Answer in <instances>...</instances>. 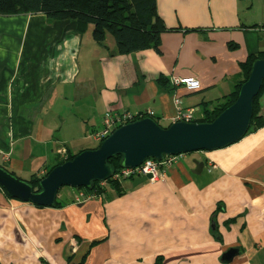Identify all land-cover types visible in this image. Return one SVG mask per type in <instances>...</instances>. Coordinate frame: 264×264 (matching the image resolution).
<instances>
[{"label": "crops", "instance_id": "crops-1", "mask_svg": "<svg viewBox=\"0 0 264 264\" xmlns=\"http://www.w3.org/2000/svg\"><path fill=\"white\" fill-rule=\"evenodd\" d=\"M160 51L118 53L108 35L50 21L0 16V165L29 181L96 148L104 118L126 112L175 122L180 99L195 120L232 93L241 64L264 50V0H156ZM194 77L197 91L171 78ZM262 114L264 116V104ZM70 154V151H67ZM195 160L205 162L195 174ZM215 166V167H214ZM59 206L10 198L0 187L1 264H264V126L214 151L186 154L157 182ZM83 263H80V262Z\"/></svg>", "mask_w": 264, "mask_h": 264}, {"label": "water", "instance_id": "water-1", "mask_svg": "<svg viewBox=\"0 0 264 264\" xmlns=\"http://www.w3.org/2000/svg\"><path fill=\"white\" fill-rule=\"evenodd\" d=\"M264 83V59L254 61L248 79L240 88L236 101L212 122H174L162 127L155 119L144 117L116 129L97 148L78 153L72 160L55 166L39 182L36 191L28 181L0 166V187L12 199L39 207H53L64 187H93L95 182L111 179L114 174L109 160L122 156L123 168H136L147 159L162 160L169 155L191 154L226 148L243 139L250 128L254 100ZM195 174H201L205 162L194 161ZM148 177L133 180L137 187ZM240 254L231 248L222 257L226 264Z\"/></svg>", "mask_w": 264, "mask_h": 264}, {"label": "trees", "instance_id": "trees-1", "mask_svg": "<svg viewBox=\"0 0 264 264\" xmlns=\"http://www.w3.org/2000/svg\"><path fill=\"white\" fill-rule=\"evenodd\" d=\"M40 13L45 14L50 21L72 23L81 33H86L88 28L92 27L93 39L100 44L105 42L108 35H111L116 41L120 55L146 49L160 51L161 34L166 31L165 25L157 14L156 0H0V16L2 17ZM260 27L264 28V24ZM257 59H264V50L257 55L250 56L246 62L241 64V73L235 78L234 91L225 96L220 105L212 111L208 110L203 118L194 122H212L231 106L236 101L240 88L248 79L252 65ZM263 96L264 83L254 100L253 116L247 134L264 126V118L260 115V102ZM76 155L70 153L66 161L72 160ZM64 162L61 160L57 165ZM109 164L112 165L114 173L119 172L123 169L122 156L110 159ZM45 176L34 175L28 182L38 191L39 182ZM110 187L115 188L119 195L125 192L124 184L113 180H108L105 188L100 186V182H95L92 188H81L80 190L88 194L100 195L106 194ZM59 205L57 200L54 207Z\"/></svg>", "mask_w": 264, "mask_h": 264}, {"label": "built area", "instance_id": "built-area-1", "mask_svg": "<svg viewBox=\"0 0 264 264\" xmlns=\"http://www.w3.org/2000/svg\"><path fill=\"white\" fill-rule=\"evenodd\" d=\"M264 29V28H263ZM171 83L173 86H183L188 91H197L201 88V83L198 79L194 77H176L173 76L171 78ZM175 104L177 106V116L175 118V122L184 121V122H194L195 121V110L193 108H183L181 105V101L178 98H175ZM143 116H137L132 113L126 112L123 114H115L110 113L104 118L103 128L93 132L91 137L97 143L103 142L106 138H108L116 129L119 127L135 122ZM59 156L62 159H67L68 152L65 149H61L58 151ZM186 154L179 155H169L164 157L162 160L155 159H147L136 168H123L119 172L113 174L111 179L113 181H117L121 184H124L127 181H133L137 178L148 177V182H157L159 180L164 179L169 171H171L185 156ZM215 167V166H214ZM46 172L42 171L39 177L45 176ZM108 185L107 181L100 182V186L105 188ZM94 198H104V194H88L84 190L78 189L77 196L75 198L76 203H84L90 199Z\"/></svg>", "mask_w": 264, "mask_h": 264}, {"label": "rangeland", "instance_id": "rangeland-1", "mask_svg": "<svg viewBox=\"0 0 264 264\" xmlns=\"http://www.w3.org/2000/svg\"><path fill=\"white\" fill-rule=\"evenodd\" d=\"M263 104H264V96L261 98V102H260V105H261V112H260V115L261 116H263V114H262V110H263ZM263 118H264V116H263ZM100 144L99 143H97L95 146H96V148L99 146ZM70 146H72L71 147V149L67 146V147H61L62 149H65V150H67V151H70L71 153H74V147H73V145L72 144H70ZM68 157H69V154H68ZM67 157V158H68ZM67 159H63L62 161H66ZM67 188H69V189H73V188H70V187H64V188H62L61 190H66ZM80 263H83L82 261L80 262Z\"/></svg>", "mask_w": 264, "mask_h": 264}]
</instances>
